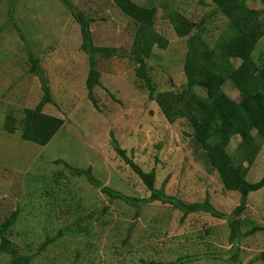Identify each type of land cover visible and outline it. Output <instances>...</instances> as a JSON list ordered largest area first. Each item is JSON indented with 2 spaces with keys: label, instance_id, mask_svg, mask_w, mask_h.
Masks as SVG:
<instances>
[{
  "label": "rangeland",
  "instance_id": "rangeland-1",
  "mask_svg": "<svg viewBox=\"0 0 264 264\" xmlns=\"http://www.w3.org/2000/svg\"><path fill=\"white\" fill-rule=\"evenodd\" d=\"M71 1L94 17L96 45L118 47L127 55L136 30L130 17L112 0ZM13 2L0 0V28L10 20ZM136 2L157 7L155 29L168 42L156 47L148 73L159 91H180L188 82L186 23L200 22L215 4L212 0ZM248 3L263 8L260 0ZM14 10L26 39L12 23L0 31V224L18 210L10 235L13 245L33 255L34 264L169 263L185 255L199 257L187 264H229L225 260L232 249L229 219L200 212L181 221V211L160 201L144 204L137 217L134 206L111 199L85 176L73 175L64 166L62 161L78 169L92 168L103 185L129 196H150L142 179L115 151L116 140L145 171H156L157 188L168 180L167 194L186 202L209 198L227 214L240 200L239 192L224 188L193 139L188 120L169 121L137 77V65L127 57H98L103 86L94 89L97 105L93 103L86 87L89 59L81 48V28L61 0H17ZM228 22L222 13L207 19L203 35L211 45ZM27 42L40 59L54 100L44 112L65 121L47 145L23 140L19 131L10 134L5 129L8 114L21 118L23 109L35 107L43 96L39 77L30 71ZM254 58L264 67V37ZM240 63L236 60V65ZM224 90L239 99L230 81ZM240 140L237 135L232 138L228 147L232 155L237 154ZM256 143L260 150L254 162L245 163L251 181L264 175V141ZM250 200L241 217L243 232L253 225L264 226V188L253 192ZM48 237L55 240L40 250ZM238 247L241 264H264V231L241 239ZM9 261L10 255L0 254V264Z\"/></svg>",
  "mask_w": 264,
  "mask_h": 264
},
{
  "label": "trees",
  "instance_id": "trees-1",
  "mask_svg": "<svg viewBox=\"0 0 264 264\" xmlns=\"http://www.w3.org/2000/svg\"><path fill=\"white\" fill-rule=\"evenodd\" d=\"M61 1L81 28V48L89 59L86 87L93 103L97 105L94 89L103 86L98 57H127L137 65V77L144 82V87L147 86L150 97L159 104L169 121L173 123L179 118L188 120L193 139L203 150L209 164L218 172L224 188L227 191L239 192L240 200L233 211L227 214L214 207L209 198L201 202H186L175 195L167 194L165 188L168 180L164 181L161 188H157L156 171H145L116 140L113 141L115 151L142 179L150 191V196H129L103 185L93 175L92 168L78 169L62 161L64 166L73 175L85 176L92 185L101 188L111 199L123 200L134 206L137 217L144 204L160 201L181 211V221L192 213L200 212L209 213L216 218L229 219L232 249L225 260L229 264H241L239 241L246 236L264 231V226L253 225L243 232L241 219L249 207L250 195L264 188V175L258 181H251L248 178L249 167L245 165L246 162L252 164L260 150L257 140L264 141V67L254 58V52L264 37V0H260L263 8L259 10L252 8L248 0H212L215 7L209 15L204 16L200 22L186 23L185 29L189 34L186 41L184 71L188 82L180 91H159L148 73L149 60L153 57L156 47L162 48L168 43L155 29L156 6L141 5L136 0H112L120 11L136 24L131 50L127 55H123L121 48L96 45L91 29L94 17L89 16L71 0ZM16 4L17 0H14L9 9L10 20L0 28V31L12 23L25 40L22 28L14 19ZM218 13L224 14L229 22L214 45H211L203 35V28L207 19ZM27 48L31 62L30 71L39 77L43 96L35 107L24 108L21 118L8 114L5 129L10 134L19 131L23 140L47 145L63 127L65 121L61 117L44 112V107L54 101L51 88L40 59L31 51L28 42ZM238 59H241V63L236 65ZM228 81L238 90L240 96L238 100L225 92L224 87ZM197 87L204 92L200 93ZM236 135L240 136L241 140L237 154L232 155L228 147ZM18 215V210L12 212L0 224V254L10 255L9 264H34V256L16 248L10 238ZM78 231H81V228ZM128 231L129 238L133 226ZM54 240L55 238L48 237L40 250ZM197 258H199L197 255H185L169 263L142 261V264H187Z\"/></svg>",
  "mask_w": 264,
  "mask_h": 264
}]
</instances>
